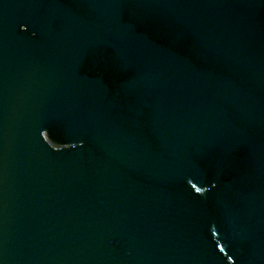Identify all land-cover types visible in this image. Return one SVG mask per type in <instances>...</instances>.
<instances>
[{"label":"water","instance_id":"1","mask_svg":"<svg viewBox=\"0 0 264 264\" xmlns=\"http://www.w3.org/2000/svg\"><path fill=\"white\" fill-rule=\"evenodd\" d=\"M0 264H264V0H0Z\"/></svg>","mask_w":264,"mask_h":264}]
</instances>
